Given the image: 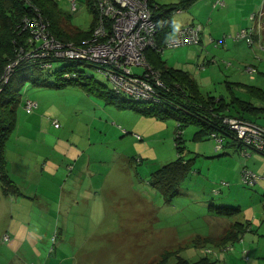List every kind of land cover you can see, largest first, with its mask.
Listing matches in <instances>:
<instances>
[{
    "label": "rangeland",
    "instance_id": "obj_1",
    "mask_svg": "<svg viewBox=\"0 0 264 264\" xmlns=\"http://www.w3.org/2000/svg\"><path fill=\"white\" fill-rule=\"evenodd\" d=\"M57 4L72 27L85 32L92 26L93 11L87 0H78L72 14L65 0ZM153 12L172 27L180 24V17L173 12ZM252 23L248 35L251 42L256 41L252 44L237 37L241 28L226 29L212 43L164 48L157 53L149 47L144 54L149 63L156 56L166 66L186 71L202 96H212L217 104L223 102L226 114L264 127V11L257 12ZM192 25H197L200 35L201 25ZM131 69L142 72L141 66ZM73 71L83 75L82 82L91 81L103 91L111 90L106 75L85 62L56 59L52 68L41 73L31 71L25 80L19 71L14 75L21 102L36 99L38 108L32 114L21 105L17 108L16 124L6 143V159H21L33 150L40 156L48 151L50 163L48 157H40L34 172L26 167L14 172L43 182L42 174L47 170L43 185L44 192L50 191L46 201L51 203L49 213L53 217H42L37 202L31 207L32 202L26 204L23 215L11 217L12 222H25L23 231L36 236L34 240L28 238L22 249H15L18 243L10 246L5 227L8 220L4 224L0 221V264H152L178 252L195 260L205 255V249L211 250L207 256L212 264H264V179L254 185L241 180L244 168L264 175V155L247 147L245 140L234 141L231 136L236 131L222 121L217 131L222 143L210 137V115L202 124L189 119L191 113H182L185 108L181 104L177 105L179 112L168 105L136 102L125 95V107H119L107 94L102 96L101 92L64 81ZM33 78L44 79V84H33ZM245 104L256 109H245ZM142 107H151V113L137 109ZM53 118L58 127L52 125ZM179 122L182 133L177 139ZM40 135L52 136V147L43 149L40 142L32 141V136ZM17 137L24 144L16 143ZM80 153L85 165L97 172L92 179L88 174H76L81 161H74ZM179 153L191 160L190 169L178 192L166 200L149 180L153 171ZM120 166L124 173L114 170ZM107 169V182L120 185L119 192L127 197H120L119 203H109L97 187ZM31 208V219L24 217ZM115 208L119 210L115 212ZM248 221L252 231H246L242 240L228 243V249L223 247L227 244L221 246L207 238L219 237L234 223L245 225ZM44 231L49 234L47 238L42 236ZM244 250L250 252L249 261L244 260Z\"/></svg>",
    "mask_w": 264,
    "mask_h": 264
},
{
    "label": "trees",
    "instance_id": "obj_2",
    "mask_svg": "<svg viewBox=\"0 0 264 264\" xmlns=\"http://www.w3.org/2000/svg\"><path fill=\"white\" fill-rule=\"evenodd\" d=\"M58 1L59 0H0V36H3V39H0V188L4 195H13L20 193L19 187L17 186V183L12 177V172L17 174L16 172H14L15 168L17 170L19 168L22 171L21 168L26 167L27 169H29V171L34 172L35 168L39 164L40 159L42 157L46 159L48 157L49 159H51L48 151L42 152L40 156L39 154H35L36 153L35 150L31 151V153L29 152L27 154V157L21 159H16V160L6 159L7 156L5 151L6 143L11 133L13 132L16 124L17 108L21 105L22 109L28 114L34 113L35 110H37L38 108V102L36 99L26 98L24 101L21 102L18 89L13 84L15 73L17 71L21 72L22 73L21 80H25L28 78L27 75L30 74L31 71H36L38 73H41V71L44 69L52 68L53 60L65 59L68 61H74L67 58H58L53 56L39 57L30 60L23 59L19 61V63L13 68V71L11 72L8 81L3 82L2 76L4 75L7 66H9L20 55H22L23 54L22 51L27 52L31 48H33L34 46L40 43L38 41L33 46H31L28 40L29 32L27 30L22 29L23 18L24 17L31 18L35 15H37V17L39 16L40 19L43 20L46 26V30L54 37V39L64 44L68 42H72L74 45L81 44L83 41L88 40L92 37L91 31L97 20L95 0H87L92 7L93 23L92 26H90V28L88 29V31L82 32L69 25V23L66 21V16L58 7L57 4ZM147 4L151 10L153 19L156 21L161 19V21L159 22H162L158 30V34L156 36L157 47L152 48V50H154L155 53H157V52H161L164 49L163 45L165 39L172 35L166 37L167 34L169 33V29H167L168 22H166L165 19L157 18V16L154 15L153 11L155 9L165 10V12L172 10L174 11V9L179 8V6L177 5L169 9H165V8L163 9L162 5L161 6L156 5L151 0H147ZM76 10H77V5H76ZM76 10L69 11V13L72 14ZM254 13H256V11L251 12L249 15V20L252 25L253 23L250 16L251 14ZM158 14L161 15L162 12L160 11V13ZM251 24L242 29L249 31V29L251 28ZM252 43H255V41L251 42V44ZM145 60L153 70L158 72V75L161 78L164 86L163 88L158 90L159 100H151L149 102L143 100H134V99L132 100L136 102H146V103L148 102L152 104H159L161 106L168 105L174 110L177 111L180 110L179 112H181V109H179L177 105L181 104L183 105L181 107L185 108V110L183 109L182 113L184 112L186 114L191 113L192 116L190 117L188 116L189 119L193 121L198 120L202 124H206L207 122L206 120L208 119L207 116L210 115L209 117H212V119L214 120L212 121L211 119L210 127L208 128L211 131L210 134L212 133L215 134L214 136L210 135V137L216 138L217 140L218 138L217 131L222 128L220 125L222 118L224 116H234V115H228L224 112V108L222 105L223 102L218 103L219 104L218 105L217 101H214L212 96H207V97L202 96L200 92L196 89L194 83L189 78L186 71L178 68H172L166 66L156 56H153L151 58L150 63L148 62L146 56H145ZM88 65L94 66L93 64H88ZM63 69L64 68L62 67L61 70ZM74 74H77L76 77L74 76ZM69 76L71 77L67 79L65 77L63 78L62 74L60 75V77L63 78L64 81L67 82L73 81V84L74 83L80 84L82 87L88 90L95 91L97 93L101 92L102 96L107 94V98H110L109 101L112 99V102L115 103L117 106L125 107L124 103H126L127 100L123 99V95L125 96L127 95L121 92L117 93L113 91L112 86H111V90L106 92L103 91L101 88H99V86L96 83L92 84L91 81H87V80L82 82L81 79L83 78V75L79 72H75V71H73V73L69 72ZM31 82L33 84L41 85L44 84V79L38 81L37 79L33 78L31 79ZM61 84L64 83H58V85ZM29 103L31 104L29 105ZM132 107H135V105H132ZM243 108L251 109V110L256 109V107L251 106L249 104H245ZM137 109L144 113H151L150 110L151 107H142ZM184 119L187 118L184 117ZM41 122H43V120ZM51 123L54 127L59 126L58 121L55 118L51 119ZM181 126L182 124L179 122V124L177 125V129H179ZM179 130L180 132H177L176 134L177 139L180 138V134L182 133L181 131L182 129ZM225 131L227 132V130ZM43 136L45 135L32 136V141L38 142ZM47 138L51 141L53 140L52 136H47ZM219 138L221 140L219 141V143H222L223 137L220 136ZM231 138L233 139V137ZM17 139L14 138L16 143L24 142L19 137H17ZM233 140L235 141V139ZM47 147H52V146L50 145V143H48ZM190 165H191V160L189 158H185L182 154L179 153L174 160L163 164L157 170L153 171L151 173V177L149 181L153 186H156L161 191V194L166 200H169L173 195H175L178 192V187L184 181L187 172L190 169ZM9 171H11V174H9ZM17 175L22 176L21 174H17ZM24 177L25 179L27 178L28 180L27 184H31V183H33L34 185L38 184V182L35 181V179L30 178L28 175L22 176V178ZM234 224L235 225H232V227L227 228L219 237L209 236L207 238L209 240L216 242L217 244H220L221 246L227 244V246H223V247L228 249L230 248V245L228 243L230 242L233 243L235 241L242 240L245 232L252 231L253 229V227H251L250 221H248L245 225H242L238 222ZM4 235L2 237L3 242L6 241ZM204 253L205 255L200 256L195 260L184 257L180 252L172 253L171 256L166 255L165 257H162L161 260L152 264H212L213 262L207 256V253H211V250L205 249ZM242 254L245 261L250 260V255H249L250 252L248 250H244ZM172 256L174 257L171 258ZM172 259L174 260L172 261Z\"/></svg>",
    "mask_w": 264,
    "mask_h": 264
},
{
    "label": "built area",
    "instance_id": "obj_3",
    "mask_svg": "<svg viewBox=\"0 0 264 264\" xmlns=\"http://www.w3.org/2000/svg\"><path fill=\"white\" fill-rule=\"evenodd\" d=\"M65 1L70 11L76 10L78 0ZM215 4L223 2L217 0ZM95 9L97 20L91 31L92 37L77 45L54 39L39 16L24 17L22 29L29 32L31 46L38 41L40 43L27 52L22 51L23 54L7 66L2 81L8 80L13 68L23 59L53 56L97 66L111 81L113 91L126 94L131 99L148 102L159 100L158 90L164 85L158 72L147 64L144 51L157 47L156 36L162 22L153 19L147 0H95ZM261 9L256 13L264 11ZM256 13L251 14V20ZM199 30L197 25L192 24L178 27L172 36L165 39L163 48L199 43ZM250 30L241 29L237 37L251 43L248 36ZM133 66H141L142 72L132 71ZM222 123L236 131L237 135L231 136L233 139L239 142L245 140L247 147L264 155V127L234 116H224ZM217 141H221L219 137ZM241 179L246 184L254 185L264 179V175L259 176L244 169Z\"/></svg>",
    "mask_w": 264,
    "mask_h": 264
},
{
    "label": "crops",
    "instance_id": "obj_4",
    "mask_svg": "<svg viewBox=\"0 0 264 264\" xmlns=\"http://www.w3.org/2000/svg\"><path fill=\"white\" fill-rule=\"evenodd\" d=\"M154 4L159 5L163 7V9H169L173 6H179L181 10L179 12H173L177 15V17H180L178 21H180L179 26H183L190 23H199L201 25V34H200V42H211L214 39H220L222 37L221 31L224 30H238L239 28H244L250 25V21L247 19V16L250 12L257 11L259 9V6L262 5L261 0H221L223 4H215L217 0H151ZM220 1V0H219ZM182 6V7H181ZM160 13V11L158 12ZM159 15V14H157ZM197 15V17H196ZM160 16V15H159ZM160 18V17H158ZM158 21H161L159 19ZM176 26L172 27V24L168 22L167 29H169V33L166 37L173 35L174 30L177 28ZM223 32V36H224ZM256 42V41H255ZM212 61V60H211ZM214 61V59H213ZM18 140V139H17ZM38 142L41 143L43 148H46L50 140L47 138V136H43ZM82 153H80L79 158H75V161H81L80 163V171H76V174H79L81 177L84 174H88V176H91V179L93 176L97 174L95 170H92L90 168L89 164L85 165V159L82 157ZM118 159V157H117ZM50 163V159H49ZM78 164V163H77ZM48 166V161L46 164V167ZM122 167L115 168L114 170L119 173H124L125 171H121ZM9 174H11V171H9ZM99 175L101 173H98ZM48 173L47 170L42 174V178L44 181L42 182V179L38 178L37 182L38 184L34 185L33 183L27 184L28 180L22 178V176H18L17 174L12 172V177L17 183V186L19 187V194H13V195H4L1 188H0V221L4 224L6 223L7 227V233L10 237L9 244L11 247H15L16 243H18V247L15 249H22L24 243L27 241L28 238L35 239L36 236L30 235L29 232L23 231L24 227H26L25 222H12L11 217H16L15 215L22 214L23 210L26 204H29L30 207L33 206L36 203L40 207V210L42 211V217H53V215H50V206L51 203H48L46 201L47 199V193L50 191H45L46 186L43 185L45 180L47 179ZM108 177V169L104 171L103 177L101 179L100 183H97V187L99 190H101L102 193H104V197L109 201V203H119V199L121 198H127L124 196L122 192H119V189H121V186H116L113 183L107 182ZM42 189V190H40ZM118 198L116 202L113 201V199ZM112 200V201H111ZM118 206L119 205H113ZM127 206V205H126ZM32 208L27 209V213L24 217H32ZM118 209L115 208V212L118 211ZM116 217V216H115ZM44 238H47L49 234L47 235L46 231L42 234ZM23 237V238H22ZM22 242H19L21 241ZM19 251V250H17Z\"/></svg>",
    "mask_w": 264,
    "mask_h": 264
}]
</instances>
